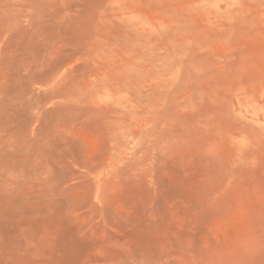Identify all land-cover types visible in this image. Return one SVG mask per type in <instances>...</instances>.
<instances>
[{
	"label": "rangeland",
	"instance_id": "1",
	"mask_svg": "<svg viewBox=\"0 0 264 264\" xmlns=\"http://www.w3.org/2000/svg\"><path fill=\"white\" fill-rule=\"evenodd\" d=\"M0 264H264V0H0Z\"/></svg>",
	"mask_w": 264,
	"mask_h": 264
}]
</instances>
